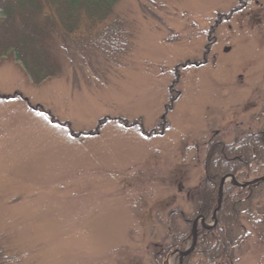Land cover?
I'll use <instances>...</instances> for the list:
<instances>
[{
  "label": "rangeland",
  "instance_id": "1",
  "mask_svg": "<svg viewBox=\"0 0 264 264\" xmlns=\"http://www.w3.org/2000/svg\"><path fill=\"white\" fill-rule=\"evenodd\" d=\"M112 11L123 34L72 37L50 81L0 59V264H185L227 185L245 191L223 264H264V174H211L264 151V0Z\"/></svg>",
  "mask_w": 264,
  "mask_h": 264
},
{
  "label": "trees",
  "instance_id": "2",
  "mask_svg": "<svg viewBox=\"0 0 264 264\" xmlns=\"http://www.w3.org/2000/svg\"><path fill=\"white\" fill-rule=\"evenodd\" d=\"M119 1L0 0V59L6 56L11 57L21 67L34 86L59 77L62 72L60 56L62 47L67 46L66 43L70 42L72 37L74 41H84L86 46L89 41L91 43L100 40V33L110 25L104 27L107 20L113 16L112 9ZM109 29L111 33L108 36L110 37L117 34L122 35L124 32V27L117 24L116 26L111 24L107 30ZM104 40L100 42L101 45L96 46L104 49L103 45H107L117 50L115 44L107 42L106 39ZM91 46L87 48L92 50ZM254 145L260 144L255 143ZM223 152L225 151H222L220 155H223ZM236 152L237 157L234 161H238L239 166L234 165L236 168L232 169V166L227 164H225L226 166L215 167L214 162H212L211 168H214L217 172L211 170V174L218 175L220 173L218 171L221 169L233 174L248 175L246 176L247 179L254 174H258V176L264 174V151H259L252 158V154L246 149L243 151L237 149ZM240 162L244 167L240 165ZM213 181L211 177L207 178L206 186H204L206 189L203 190L202 188L203 192L210 188L211 192L208 190L210 193L207 194L208 199H210L211 194L217 192V179L215 178V186L212 183ZM223 190V202L220 208V212L223 214L221 221L219 220L216 223L217 226L213 230L200 231L197 235L199 236L198 245L202 242L203 247L198 249L196 245L197 256L191 254L192 256L185 264H202L198 263L199 259L203 260L205 264H223V261L228 259L229 255L226 251L229 241L225 233L237 225L236 218H229V215L238 204L237 201H241L244 197L242 192L245 190L229 185L225 186ZM200 194L204 196V193ZM229 208L230 212H228ZM220 224L222 228H227V231H225L226 229L218 230ZM175 233L173 231V235ZM185 238L182 240L181 246L184 245ZM218 244L221 245V248ZM0 255H2L1 252ZM1 262L2 256H0Z\"/></svg>",
  "mask_w": 264,
  "mask_h": 264
},
{
  "label": "water",
  "instance_id": "3",
  "mask_svg": "<svg viewBox=\"0 0 264 264\" xmlns=\"http://www.w3.org/2000/svg\"><path fill=\"white\" fill-rule=\"evenodd\" d=\"M259 181H264V179H261V180H259ZM256 182H257V181H256ZM253 183H255V182H253ZM222 184H223V182H222ZM247 185H248V184H247ZM241 187L244 188V187H246V185H245V186H241ZM220 198H221V197H220ZM189 253H190V251L184 253V254H183V257L186 256V255H188Z\"/></svg>",
  "mask_w": 264,
  "mask_h": 264
}]
</instances>
